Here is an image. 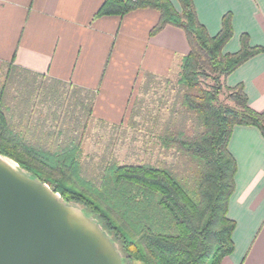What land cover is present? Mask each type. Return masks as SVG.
<instances>
[{"label":"trees","instance_id":"obj_1","mask_svg":"<svg viewBox=\"0 0 264 264\" xmlns=\"http://www.w3.org/2000/svg\"><path fill=\"white\" fill-rule=\"evenodd\" d=\"M177 1L180 11L170 0H103L95 13L122 16L152 8L159 18L150 35L166 25L185 34L189 49L177 79L145 72L138 89L148 91L160 81L170 85L164 99L167 116L148 127L151 145L162 156L154 162L111 160L99 175L89 173L80 154L82 136L93 124L94 91L45 80L12 60L4 64L0 81V154L96 219L119 244L122 264H220L234 249L235 222L227 214L236 172L228 149L232 128L252 125L264 137V111L249 105L241 83H225L262 47L251 45L242 33L239 49L223 52L233 34L230 13L210 35L193 1ZM36 98L46 107L39 111L42 119L30 118ZM138 100L136 96L131 106V119L140 113Z\"/></svg>","mask_w":264,"mask_h":264},{"label":"crops","instance_id":"obj_2","mask_svg":"<svg viewBox=\"0 0 264 264\" xmlns=\"http://www.w3.org/2000/svg\"><path fill=\"white\" fill-rule=\"evenodd\" d=\"M192 1L210 35L230 13L233 34L223 52L237 51L242 33L251 45L262 47L227 75L225 83H241L249 105L264 111V0ZM102 2L0 0V73L12 60L45 80L93 90V122L124 120L143 74L168 75L179 68L189 45L183 30L173 25L149 34L159 18L156 9L96 16ZM170 2L180 11L177 0ZM228 149L236 161L227 212L235 222L234 249L220 264H264V137L255 126L234 125Z\"/></svg>","mask_w":264,"mask_h":264},{"label":"water","instance_id":"obj_3","mask_svg":"<svg viewBox=\"0 0 264 264\" xmlns=\"http://www.w3.org/2000/svg\"><path fill=\"white\" fill-rule=\"evenodd\" d=\"M0 264H122L97 221L0 154Z\"/></svg>","mask_w":264,"mask_h":264},{"label":"rangeland","instance_id":"obj_4","mask_svg":"<svg viewBox=\"0 0 264 264\" xmlns=\"http://www.w3.org/2000/svg\"><path fill=\"white\" fill-rule=\"evenodd\" d=\"M178 72L179 68L175 67L166 76L174 82L177 79ZM4 75L5 69L0 73V81L4 79ZM158 77L164 78L162 75H158ZM140 83L141 81H139L137 87L134 88L131 97L132 106L134 98L138 96V102L140 101V113L136 114L132 117L133 119H131L129 117L130 112L124 117V120L118 123H105L100 120L98 122H93V125L88 127V130H86L83 134L81 142L82 152L80 156L84 161V165L89 168V173L96 176L99 175L104 164L110 162L111 160H116L124 164H135L146 160L154 162L158 158L162 157L159 147L157 145H151L148 127L152 129L155 119L157 123H161L167 116L169 103L167 101L165 104L164 99L166 98L170 85L167 82L160 81L153 84L154 86L149 88L148 91L143 92L141 89L138 92ZM10 93L12 95L15 94L13 88ZM41 108V99L36 98L31 110L30 118L32 116L33 119H35V117L37 119H42L39 115ZM134 112H136V110ZM55 141L57 140H47L49 143ZM168 157L170 159V156ZM25 172L28 173L27 171ZM76 205L81 208L79 204ZM91 218L94 219L93 217ZM115 245L119 251V244L115 243Z\"/></svg>","mask_w":264,"mask_h":264}]
</instances>
